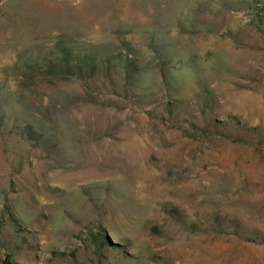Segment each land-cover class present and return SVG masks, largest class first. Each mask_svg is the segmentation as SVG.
I'll return each mask as SVG.
<instances>
[{"label":"rangeland","instance_id":"1","mask_svg":"<svg viewBox=\"0 0 264 264\" xmlns=\"http://www.w3.org/2000/svg\"><path fill=\"white\" fill-rule=\"evenodd\" d=\"M7 260L264 264V0H0Z\"/></svg>","mask_w":264,"mask_h":264},{"label":"trees","instance_id":"2","mask_svg":"<svg viewBox=\"0 0 264 264\" xmlns=\"http://www.w3.org/2000/svg\"><path fill=\"white\" fill-rule=\"evenodd\" d=\"M75 67V66H74ZM83 67H81V66H77V68H76V71H77V73H82L83 72ZM8 262H9V264H13L12 263V261H10V260H7Z\"/></svg>","mask_w":264,"mask_h":264}]
</instances>
